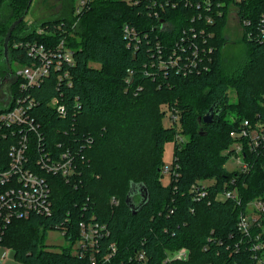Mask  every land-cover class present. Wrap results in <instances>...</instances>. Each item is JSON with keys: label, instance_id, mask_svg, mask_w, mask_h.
<instances>
[{"label": "trees", "instance_id": "obj_1", "mask_svg": "<svg viewBox=\"0 0 264 264\" xmlns=\"http://www.w3.org/2000/svg\"><path fill=\"white\" fill-rule=\"evenodd\" d=\"M155 1L156 7L151 0L138 5L95 0L75 17V0H70L69 13L31 28L26 15L33 0H0V53L10 26L24 17L10 39L11 60L33 65L37 59L27 44L38 43L44 45L51 63L49 74L39 84L21 90L22 80L17 76L9 92L13 100L23 98L28 116L38 126L31 135L29 154L38 155L37 134H41L45 149L69 153L77 167L72 181L48 177L52 216L15 219L8 227L2 244L20 262L81 264L83 260L66 250L55 252L43 243L47 232L70 218L68 239L78 237L81 220L106 225L108 235L98 244L100 255L112 244L117 247L108 264H133L131 258L139 252L146 254L147 264H253L249 237L237 224L250 201L264 199V151L249 153L246 147L245 158L254 165L245 173L226 169L231 154L223 153L236 141L233 135L244 120H264V34L260 28L264 0H211L210 6L205 0L188 4L176 0L179 6L165 5L164 10L160 3L167 0ZM232 5L249 55L230 76L223 73L221 55ZM154 11L160 15L156 17ZM208 16L213 17L212 24L206 22ZM126 24L137 31L138 40L125 38ZM201 31L204 46L212 47V52L198 64L200 71L184 75L172 68L159 69L157 45L168 57L183 35L190 34L203 44ZM62 40L73 53L71 65L56 50ZM248 70L249 79L244 74ZM230 89L237 92V104L230 102ZM54 99L65 106V115L51 105ZM163 103L179 115L168 127L163 124ZM214 104V120L200 121ZM3 110L4 105L0 106ZM229 110H236V120L227 119ZM180 132L187 141L174 145L178 176L164 184L165 142H172ZM6 146L8 142L0 143L4 158ZM208 180L212 181L208 198H194L193 183ZM235 188L240 203L216 200L218 193ZM130 194L134 207L126 201ZM183 248L189 252L186 260L167 261L168 255Z\"/></svg>", "mask_w": 264, "mask_h": 264}, {"label": "built area", "instance_id": "obj_2", "mask_svg": "<svg viewBox=\"0 0 264 264\" xmlns=\"http://www.w3.org/2000/svg\"><path fill=\"white\" fill-rule=\"evenodd\" d=\"M95 0H76L74 4V16L79 17ZM127 4L138 5L141 0H124ZM152 6H157V1L151 0ZM183 4H188L190 0H180ZM240 1V0H234ZM206 4L210 6L211 0H205ZM160 3V7L164 10L165 5L171 4L173 8L180 5L176 0H167ZM154 15L158 17V11H154ZM213 17L208 16L206 22L213 23ZM245 24L249 22L245 21ZM261 32L264 34V13L261 20ZM44 30H38L42 34ZM123 33L126 39L132 40L139 38L137 31L129 25H124ZM203 44H198L195 37L183 35L181 42L174 47V50L168 57H165L160 44L156 46L159 48V69H176L187 75L191 70L200 71L199 63L202 62L205 55H210L212 47L204 46L206 39L203 36ZM251 35V34H250ZM30 55L37 59L33 65L24 66L18 72V77L21 78L20 88L26 89L29 86L37 85L40 81L49 74L50 59L47 51H45L43 44L28 43ZM58 55L63 58L64 62L73 64L74 58L71 49L67 48L64 40L56 47ZM134 48H137L135 45ZM60 63L57 64V67ZM64 79L68 78V71L64 73ZM131 79H127L130 83ZM53 106L57 107V111L61 115L66 114L65 106L59 104L57 99L52 101ZM5 110L0 111V143L8 142L6 146V157H2L0 152V250L4 246L2 244L3 238L8 230V227L15 219H27L32 215L52 216V186L49 181V176H61L63 179L72 181L77 175V167L74 158L69 153L61 152L54 153L51 150L45 149L43 136L37 134L38 155L32 158L29 154L32 143V133L38 130L37 124L28 116L27 108L24 106L23 98L13 100L12 97L4 105ZM177 110H171V118L173 122L178 120L179 115ZM240 130L233 136L235 142L228 153L231 158L239 165V172H248L253 167V160H247L246 147L249 148V153L260 154L264 151V120L258 119L255 123L250 120H244L240 125ZM178 166L172 168L164 167L162 171V178L165 174H169L170 178L177 177L176 173ZM209 183L203 182L193 183L191 192L196 199H204L209 196ZM216 200L233 199L240 203V196L238 190L227 189L216 195ZM113 204L117 201L113 199ZM249 205V215L247 214ZM67 218L65 223L56 226L54 231H60L65 238L68 239V227L66 222H70ZM264 199L257 198L247 204L246 212L240 215L238 221L239 231L249 237V247L254 253L253 264H264ZM254 228H260V231L254 232ZM51 231V230H50ZM108 235L106 225L99 224L93 220H81L78 224V237L68 239L71 245L67 248L59 250L54 247L50 249L55 252L62 253L66 250L71 256L83 260L81 264H108L112 257L117 253V247L112 244L106 254L100 255L98 244L100 240ZM12 253L11 248L4 254V258ZM189 252L183 248L173 254L168 255L167 261L174 259L186 260ZM146 254L144 252L137 253L131 261L133 264H147ZM4 262L0 259V264Z\"/></svg>", "mask_w": 264, "mask_h": 264}, {"label": "rangeland", "instance_id": "obj_3", "mask_svg": "<svg viewBox=\"0 0 264 264\" xmlns=\"http://www.w3.org/2000/svg\"><path fill=\"white\" fill-rule=\"evenodd\" d=\"M70 0H33L32 5L30 6L29 12L26 15V21H27V27L30 26L35 27L36 25H39L41 22L45 20H52L56 17H59L60 15H64L69 13L70 8L67 6ZM76 3V0H75ZM243 34L244 29L242 24L239 21L237 10L234 5L230 7L229 14H228V20L227 23L223 29V35L225 38V46L222 50V58H223V73L227 75H233V72L236 70V68L240 67L242 62L246 61L249 55V50L246 47L244 41H243ZM3 55V50L0 53V59ZM8 64L5 65L6 69L13 70L15 74L17 75L19 71H21L24 67L23 64L18 63L14 60H11L9 57ZM2 63V61H1ZM9 66V67H8ZM8 67V68H7ZM245 77L249 79V77L252 75L249 70L244 72ZM18 76V75H17ZM4 91H0V100H3L0 102V106L5 105L8 100L10 99V93L7 95L3 94ZM230 95V102L233 104H237L239 97L237 95V92L234 89L229 90ZM162 110H166V114H164L163 118V124L168 127L173 124V120L171 118L170 111L168 110V106L166 103H163L161 105ZM236 111V110H235ZM235 111L229 110V115H227V119L229 120H236L238 115ZM187 141V136L183 133H177L173 139V141L165 142V148H164V155H163V162L164 167H173V161H174V153H175V144H181L183 145ZM233 147V146H231ZM228 150L224 151L223 154H227ZM239 165L236 163V161L232 158H230L226 163V169L229 171L239 170ZM171 180L169 174H165V176L162 178V182L164 184H168ZM201 182V181H197ZM203 183H212V181H204ZM249 205L247 214L249 215ZM44 247L48 249H56L62 250L68 247V245H71L69 240L63 236V234L60 231H49L46 233L44 240ZM9 247L3 246L0 250V259H2L4 262L3 264H24L17 260L14 256V253L10 252L7 258H4V254L8 251Z\"/></svg>", "mask_w": 264, "mask_h": 264}, {"label": "flooded vegetation", "instance_id": "obj_4", "mask_svg": "<svg viewBox=\"0 0 264 264\" xmlns=\"http://www.w3.org/2000/svg\"><path fill=\"white\" fill-rule=\"evenodd\" d=\"M9 57L10 55L8 53V57L4 58V49H3V55L1 56L0 59V91H4L3 92L4 95H7L9 94V92H11L13 81H15L18 78L15 72L11 70V68L7 70L5 67V65H9L7 62ZM1 101L3 100H0V102Z\"/></svg>", "mask_w": 264, "mask_h": 264}, {"label": "water", "instance_id": "obj_5", "mask_svg": "<svg viewBox=\"0 0 264 264\" xmlns=\"http://www.w3.org/2000/svg\"><path fill=\"white\" fill-rule=\"evenodd\" d=\"M24 19V17H21L20 19H18L17 21H14V23L10 26L7 35H5V39H4V58L8 57V53H9V44H10V39L12 36V33L15 29V27L18 25V23H20L22 20ZM215 107L216 104H214L209 111L207 112V114L205 116H203V118L200 121H203L204 123H210L214 120V113H215ZM130 206L134 207V201H133V197L130 195H128L127 200H126Z\"/></svg>", "mask_w": 264, "mask_h": 264}]
</instances>
